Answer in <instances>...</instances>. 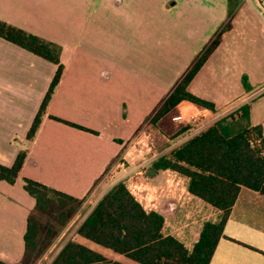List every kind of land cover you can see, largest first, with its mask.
Wrapping results in <instances>:
<instances>
[{"label": "crops", "instance_id": "0c3cea01", "mask_svg": "<svg viewBox=\"0 0 264 264\" xmlns=\"http://www.w3.org/2000/svg\"><path fill=\"white\" fill-rule=\"evenodd\" d=\"M0 20L59 45L63 65L40 126L28 140L58 65L0 37V165L10 167L26 152L15 183L0 181V262L41 264L52 252L44 263L49 264L75 242L108 260L140 264L77 233L118 182L147 213L163 217L165 236L192 251L204 223L220 221L223 212L190 194L187 177L153 164L245 104L251 105L252 124L264 125V21L255 9L229 0H0ZM219 32V45L187 87L214 110L182 102L171 118L183 120H172L180 122L174 128L162 127L161 120L152 124L155 90L162 91L163 102ZM172 65H177L173 81ZM143 131L152 136L153 151L125 157L123 166L119 159L126 146ZM150 167L156 171L152 178L146 174ZM24 179L86 207L67 214L56 231L52 226L46 252L38 258L24 237L28 221H38L42 212ZM41 239L40 234L38 250ZM209 264H264V195L240 189Z\"/></svg>", "mask_w": 264, "mask_h": 264}, {"label": "trees", "instance_id": "16d2710c", "mask_svg": "<svg viewBox=\"0 0 264 264\" xmlns=\"http://www.w3.org/2000/svg\"><path fill=\"white\" fill-rule=\"evenodd\" d=\"M0 37L58 65L28 132L27 139L32 140L63 72L61 47L1 20ZM220 38L219 32L194 59L172 92L156 108L151 117L152 124L182 102L214 110L213 103L194 96L187 87L217 48ZM242 83L246 90L250 89L246 76ZM25 157L26 152L20 151L12 166L0 165V181L15 183ZM153 166L156 170L171 169L187 177L190 194L223 212L220 221L204 223L192 251L176 238L165 236L162 233L163 217L156 212L147 213L123 182L112 186L97 202L79 226L78 235L140 264H209L240 189L244 187L264 195V125L252 124L251 105L245 104L174 152L159 157ZM24 189L35 199L36 208L45 213L50 212L53 205L63 207L76 202L73 197L31 179H24ZM71 213H61L59 222H66L67 214ZM40 234L39 222L30 219L24 237L26 248L37 249ZM49 264L122 263L108 260L82 244L68 242Z\"/></svg>", "mask_w": 264, "mask_h": 264}, {"label": "rangeland", "instance_id": "374dc122", "mask_svg": "<svg viewBox=\"0 0 264 264\" xmlns=\"http://www.w3.org/2000/svg\"><path fill=\"white\" fill-rule=\"evenodd\" d=\"M230 4H233V5H237L239 2H245V0H229ZM229 22L226 23V26L228 25ZM194 61V60H193ZM177 65H172V68H171V74H170V77H171V81H173L174 77H175V74H174V71L176 69ZM128 76L124 75L123 76V84L126 86H130V82ZM177 82V81H176ZM175 82L172 83L171 85V88H174L175 87ZM125 88V87H124ZM162 94V91H158V90H155V102L157 101V105H156V108L158 106H160V104L162 102L159 103V98ZM165 98V97H164ZM188 105H191L192 107H196L197 109H203L201 107H198V106H195L193 104H189L187 103ZM179 110H174L172 109V111L170 113H168L165 117H163L161 119V126L162 127H165V128H174V126H176L177 124H179L180 122L176 123V122H173L172 121V115L176 114V113H180L178 112ZM151 139L153 140L152 136H151ZM146 143V142H145ZM145 146V144H144ZM135 155H137V153L135 154H132L131 157H129V159L131 160L133 157H135ZM123 166L127 163L126 160H123V161H119ZM82 204V202H74V203H69L68 205L66 206H63V207H58L57 205H53L50 209V212L48 213H45V212H42V216L41 217H37L38 221H39V224L40 226L42 227V232H41V244L40 246L42 248H39L36 249L37 251V256L36 258H38V256L44 254V252H46V248L48 247L49 245V241H50V231L52 229V226L55 228H57V226H60V222H59V215L65 211H72V213L70 215H73L74 212L76 211H82V210H85L86 207ZM35 220V219H33ZM56 231V229H55ZM113 253V252H112ZM50 254H52V252L47 255H45V257L42 258V263L41 264H44L46 259H48L50 257ZM44 256V255H43Z\"/></svg>", "mask_w": 264, "mask_h": 264}, {"label": "built area", "instance_id": "2783aa9c", "mask_svg": "<svg viewBox=\"0 0 264 264\" xmlns=\"http://www.w3.org/2000/svg\"><path fill=\"white\" fill-rule=\"evenodd\" d=\"M245 2L251 5L260 16V18L264 21V0H245ZM172 120L181 121L183 119L182 116H175ZM152 151L153 143L151 135L148 131H143L136 137V139H134V141L126 146V150L120 157L119 161L125 160V157L129 158L132 154L135 153L144 157L146 156L147 152L151 153Z\"/></svg>", "mask_w": 264, "mask_h": 264}, {"label": "water", "instance_id": "95a60500", "mask_svg": "<svg viewBox=\"0 0 264 264\" xmlns=\"http://www.w3.org/2000/svg\"><path fill=\"white\" fill-rule=\"evenodd\" d=\"M155 173H156V171H155V169H154L153 167H150V168L147 170V172H146V174H147L150 178H152V177L154 176Z\"/></svg>", "mask_w": 264, "mask_h": 264}]
</instances>
